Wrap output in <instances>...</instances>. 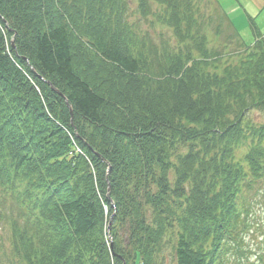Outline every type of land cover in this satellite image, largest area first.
Returning <instances> with one entry per match:
<instances>
[{"label":"trees","instance_id":"1","mask_svg":"<svg viewBox=\"0 0 264 264\" xmlns=\"http://www.w3.org/2000/svg\"><path fill=\"white\" fill-rule=\"evenodd\" d=\"M213 19L199 0H0V264L246 257L264 34L245 44L216 6L211 38Z\"/></svg>","mask_w":264,"mask_h":264},{"label":"rangeland","instance_id":"2","mask_svg":"<svg viewBox=\"0 0 264 264\" xmlns=\"http://www.w3.org/2000/svg\"><path fill=\"white\" fill-rule=\"evenodd\" d=\"M199 5L206 16L212 15L214 17L209 28L211 38H213L212 33L216 23V6L225 12L226 18L231 22L245 44L252 43L258 34H264V0H199ZM143 26L145 27L146 24L144 23ZM226 33H228L227 30L223 28L220 39ZM250 116L255 122L264 120V113L260 111L254 110ZM258 195L264 200V192L261 191ZM250 196L249 199H255L250 198ZM251 206V216L248 217L250 227L243 237L244 246L247 250L246 257L240 259L231 257L228 264H264V203L252 204ZM8 235V228L0 221V251H3L4 254L9 251ZM259 254L263 260L259 258Z\"/></svg>","mask_w":264,"mask_h":264},{"label":"water","instance_id":"3","mask_svg":"<svg viewBox=\"0 0 264 264\" xmlns=\"http://www.w3.org/2000/svg\"><path fill=\"white\" fill-rule=\"evenodd\" d=\"M123 264H125V263L123 262Z\"/></svg>","mask_w":264,"mask_h":264}]
</instances>
